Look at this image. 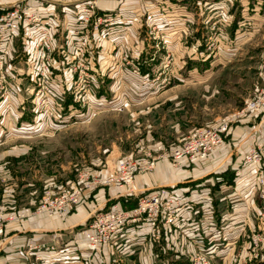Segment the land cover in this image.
Returning a JSON list of instances; mask_svg holds the SVG:
<instances>
[{
	"label": "rangeland",
	"instance_id": "obj_1",
	"mask_svg": "<svg viewBox=\"0 0 264 264\" xmlns=\"http://www.w3.org/2000/svg\"><path fill=\"white\" fill-rule=\"evenodd\" d=\"M54 1L60 24L65 0ZM99 1L97 14L122 13L99 48L78 53L71 44L66 59L57 60L60 69H50L49 98L58 119L40 111L30 95L35 75L27 73L25 48H17L20 56L9 63L16 68L7 82L19 87L17 95L0 98V209L16 212L6 224L46 215L35 213L45 198L72 187L85 171L98 175L105 169V177L117 160L158 156L195 127L220 122L243 106L260 78V68L249 66L264 48H210L205 0H121L124 6L110 12ZM239 2L233 0L232 9ZM211 61L216 62L210 66ZM0 86L6 95L5 84ZM111 187L117 186L96 187L101 189L79 204H91L96 193L107 195ZM27 209L34 214L18 217ZM246 247L250 252L254 245Z\"/></svg>",
	"mask_w": 264,
	"mask_h": 264
},
{
	"label": "crops",
	"instance_id": "obj_2",
	"mask_svg": "<svg viewBox=\"0 0 264 264\" xmlns=\"http://www.w3.org/2000/svg\"><path fill=\"white\" fill-rule=\"evenodd\" d=\"M15 1L0 0V10ZM156 2L160 4V0ZM242 3L232 9L234 20L227 29L224 45L228 48H264V0H244ZM119 5L124 6L121 0L99 1V8H103L104 12L113 11L109 8ZM262 54L259 61L255 60L249 66L250 69L260 68V78L250 89L249 96L264 86V49ZM215 62L211 61L210 66ZM218 123L216 120L207 126ZM262 136L264 110L243 114L231 124L224 145L205 160L184 158L178 166H174L170 160L160 159L153 170L135 175L133 189L111 187L107 195L96 193L91 204H79L63 217L40 215L22 223H8L4 235L0 237V264L26 262L24 248L26 250L30 243L44 245L38 252L46 264H80L87 255L88 244L75 228L83 227L94 209L109 208L107 202L128 195L136 197L139 193H152L159 186H167L169 192L183 202L174 226L164 231L162 241L150 243L146 240L148 224L135 223L107 244L101 255H94L95 264H187L188 256L200 250L210 252L211 248L216 251L212 264H264V251L243 261V257L251 253L246 247L250 234L262 227L256 181L243 166V154L248 144ZM177 146L179 143L172 148ZM104 171L99 169L96 173L102 176ZM227 173L231 176L230 180ZM54 232L62 234L70 247L65 256L56 258L53 251L46 249V245L53 242ZM246 233H249L248 237ZM238 247L240 249L236 251ZM78 250H84L79 258L73 256V252L78 253Z\"/></svg>",
	"mask_w": 264,
	"mask_h": 264
},
{
	"label": "built area",
	"instance_id": "obj_3",
	"mask_svg": "<svg viewBox=\"0 0 264 264\" xmlns=\"http://www.w3.org/2000/svg\"><path fill=\"white\" fill-rule=\"evenodd\" d=\"M45 1L50 0H39L41 4H34L29 0H17L0 10V85L5 84L6 94L0 95V98L6 97L7 94H10L9 97L17 95L19 84L7 82L9 72H14L16 68L9 63L20 56L17 48H25L24 52L29 54L27 73L35 75L32 76L34 84L30 89V95L34 97L33 99H37L36 107L40 111L45 110L49 117L58 119L49 98L50 69H60L57 60L61 56L66 59L71 44L73 48H77L78 53L90 46L99 48L98 45L100 46L104 34L115 29V21L119 17L117 14L121 12L97 14L98 0H65L62 3L63 14L59 24L56 22L59 16L55 18V10H52V7L58 3L53 0L52 2L55 3L53 4L50 1L48 5L51 6L50 8L43 5ZM223 1H220L218 6H214L215 0H205L206 5L210 4V48L213 45L225 46L223 44L227 37V29L234 20L233 0ZM242 2L244 0H240V5H243ZM73 7L77 9L75 13L70 10ZM165 15H163L164 21L169 18ZM160 27H157L158 32H164ZM2 88L3 86H0V93ZM262 110H264V86L247 97L239 110L223 118L218 124L195 127L176 148L162 150L158 156L149 154L141 159L125 157L117 160L114 168L105 177H99L90 171L83 172L72 187L53 191L35 213H44L49 217H63L98 186L116 185L133 189L135 175L153 170L160 159L170 160L174 166H178L184 158L205 160L213 151L224 145L225 135L235 120L243 114L258 113ZM263 159L264 136L248 144L243 154V166L251 172L256 181V190L260 198L258 215L262 226L258 231L250 234V244L254 247L247 258L243 257V261L258 256L257 249H264ZM136 198L137 204L130 209H123L117 204L109 208L98 207L90 213L83 227L75 228L77 234H80L88 244L87 255L80 264H95L94 255L96 253L101 255L107 244L113 242L121 231L127 230L135 223L148 224L147 241L150 243L162 241L164 231L174 226L176 222L183 205L182 200L171 194L167 186H159L156 191L149 194L139 193ZM30 213L34 214L27 209L17 214L18 217H26ZM12 219H16V212L5 214L4 210L0 209V237L5 233L6 223ZM52 240L51 244L46 245V249L53 251L56 258L65 256L70 247L63 240L62 234L54 232ZM42 246L44 245L39 243L28 244L24 253L27 261L23 264H46L44 257L38 252ZM83 251L73 252V256L79 258ZM215 252L200 250L188 256L187 264H212Z\"/></svg>",
	"mask_w": 264,
	"mask_h": 264
},
{
	"label": "trees",
	"instance_id": "obj_4",
	"mask_svg": "<svg viewBox=\"0 0 264 264\" xmlns=\"http://www.w3.org/2000/svg\"><path fill=\"white\" fill-rule=\"evenodd\" d=\"M222 173H224V172H222ZM227 178H229V180H230L231 176L229 175ZM98 189H101V188H98ZM97 190H95L94 192H96ZM116 202L119 204V206L121 208L127 209V208H132V207H134L137 204V198L134 197L133 195H128L125 198L116 200Z\"/></svg>",
	"mask_w": 264,
	"mask_h": 264
},
{
	"label": "bare ground",
	"instance_id": "obj_5",
	"mask_svg": "<svg viewBox=\"0 0 264 264\" xmlns=\"http://www.w3.org/2000/svg\"><path fill=\"white\" fill-rule=\"evenodd\" d=\"M143 239V238H142ZM139 240V239H138Z\"/></svg>",
	"mask_w": 264,
	"mask_h": 264
}]
</instances>
